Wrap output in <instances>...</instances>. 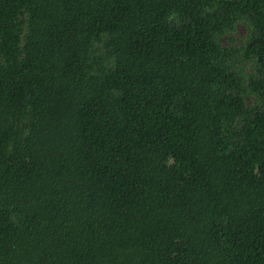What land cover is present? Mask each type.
<instances>
[{
    "label": "trees",
    "instance_id": "1",
    "mask_svg": "<svg viewBox=\"0 0 264 264\" xmlns=\"http://www.w3.org/2000/svg\"><path fill=\"white\" fill-rule=\"evenodd\" d=\"M0 264H264V0H0Z\"/></svg>",
    "mask_w": 264,
    "mask_h": 264
},
{
    "label": "rangeland",
    "instance_id": "2",
    "mask_svg": "<svg viewBox=\"0 0 264 264\" xmlns=\"http://www.w3.org/2000/svg\"><path fill=\"white\" fill-rule=\"evenodd\" d=\"M245 32H246V28L243 25H241L236 33V38L238 41H241V39L245 36Z\"/></svg>",
    "mask_w": 264,
    "mask_h": 264
}]
</instances>
